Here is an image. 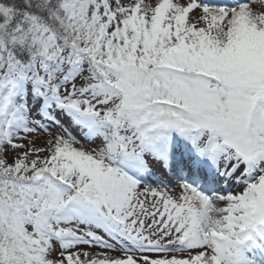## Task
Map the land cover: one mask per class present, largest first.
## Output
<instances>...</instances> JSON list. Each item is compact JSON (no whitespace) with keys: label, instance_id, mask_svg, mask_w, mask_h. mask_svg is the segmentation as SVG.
<instances>
[{"label":"snow or ice","instance_id":"obj_1","mask_svg":"<svg viewBox=\"0 0 264 264\" xmlns=\"http://www.w3.org/2000/svg\"><path fill=\"white\" fill-rule=\"evenodd\" d=\"M0 264H264V0H0Z\"/></svg>","mask_w":264,"mask_h":264}]
</instances>
